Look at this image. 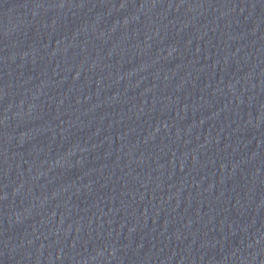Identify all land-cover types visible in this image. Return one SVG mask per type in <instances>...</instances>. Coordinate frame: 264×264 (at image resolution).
Listing matches in <instances>:
<instances>
[{
    "label": "water",
    "instance_id": "95a60500",
    "mask_svg": "<svg viewBox=\"0 0 264 264\" xmlns=\"http://www.w3.org/2000/svg\"><path fill=\"white\" fill-rule=\"evenodd\" d=\"M0 264H264V0H0Z\"/></svg>",
    "mask_w": 264,
    "mask_h": 264
}]
</instances>
